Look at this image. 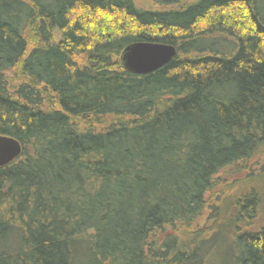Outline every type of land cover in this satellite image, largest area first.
<instances>
[{"label": "trees", "instance_id": "16d2710c", "mask_svg": "<svg viewBox=\"0 0 264 264\" xmlns=\"http://www.w3.org/2000/svg\"><path fill=\"white\" fill-rule=\"evenodd\" d=\"M152 2L0 0V264H264V0Z\"/></svg>", "mask_w": 264, "mask_h": 264}, {"label": "water", "instance_id": "95a60500", "mask_svg": "<svg viewBox=\"0 0 264 264\" xmlns=\"http://www.w3.org/2000/svg\"><path fill=\"white\" fill-rule=\"evenodd\" d=\"M177 55L173 46L138 43L128 46L122 55L125 68L136 75H147L158 71L170 63ZM22 145L13 138L0 136V168H3L22 155Z\"/></svg>", "mask_w": 264, "mask_h": 264}, {"label": "rangeland", "instance_id": "374dc122", "mask_svg": "<svg viewBox=\"0 0 264 264\" xmlns=\"http://www.w3.org/2000/svg\"><path fill=\"white\" fill-rule=\"evenodd\" d=\"M134 3L137 8L142 9V10H156L157 8H159L158 6L155 5L154 2H152V0H134ZM59 39H60L59 34L56 31L55 40L58 41ZM109 122H110L109 119L105 120L104 125L105 124L107 125V123ZM101 128L102 127H98V129H101ZM241 169L242 167H240V169H230L223 174V176L221 177V179L223 180L222 184L216 191V196L211 200L210 205L216 204L217 198L222 197L223 199L225 195V194H222L223 189L225 190L231 187V185H233V187L236 186V184L239 186L241 184L243 185V183L247 181L249 177L256 179V177H258L260 173L264 174V158L256 159L252 161L251 163H249L248 165L243 166V169L245 170H241ZM263 197H264V193H263ZM260 215L261 216H260L259 221H257V224L264 223V207H263V212ZM205 223H206V219H203L201 222H199L198 226L203 227ZM179 234H180V231L168 228L164 231L163 235H160V237L161 239H163L164 236H167V235H179ZM227 264H232V263H227Z\"/></svg>", "mask_w": 264, "mask_h": 264}]
</instances>
